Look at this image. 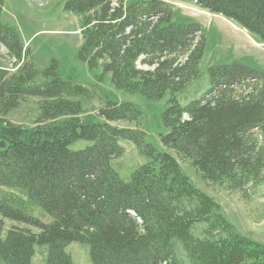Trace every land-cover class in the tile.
Instances as JSON below:
<instances>
[{"label": "trees", "instance_id": "16d2710c", "mask_svg": "<svg viewBox=\"0 0 264 264\" xmlns=\"http://www.w3.org/2000/svg\"><path fill=\"white\" fill-rule=\"evenodd\" d=\"M184 1L264 46V0ZM3 11L0 0V45L16 71L0 65V189L25 194L52 222L0 201V264H33L37 247L48 248L46 264H74L67 253L74 242L90 248L92 264H264V245L240 234L180 165L244 196L262 182L264 73L242 64L213 66L209 91L182 107L179 95L201 77L200 25L174 24L171 6L160 0H66L64 11L80 21L81 61L91 70L101 66L120 92L152 102L170 94L161 143L172 156L148 144L144 133L109 124L138 122L132 104L107 102L98 114L103 123L81 119L82 104L67 97L86 91L62 80L56 61L43 72L51 80L36 84L32 50L2 23ZM27 97L41 100L33 128L6 119ZM120 141L134 143L148 159L129 183L111 166L124 155ZM79 142L90 146L73 150ZM5 220L39 232L12 227L4 236Z\"/></svg>", "mask_w": 264, "mask_h": 264}, {"label": "rangeland", "instance_id": "374dc122", "mask_svg": "<svg viewBox=\"0 0 264 264\" xmlns=\"http://www.w3.org/2000/svg\"><path fill=\"white\" fill-rule=\"evenodd\" d=\"M160 1L171 6L174 24H197L203 28L205 34L206 48L199 65L201 77L179 95L178 100L182 107L199 100L209 91L208 70L213 66L242 64L264 73V48L255 44L244 33L238 32L229 21L202 10L192 2ZM65 3L66 0H4L1 21L3 24L15 27L24 44L31 48L35 67L40 73L35 83L43 84L51 80L46 79L43 72L53 61H56L62 80L73 87H82L86 91L83 95L67 97L82 104L84 114L81 119L103 123L98 114L99 110L105 108L107 102L132 104L141 113L138 122L109 124L119 129L138 130L144 133L146 142L159 152L175 156L161 143V137L168 133L163 123V115L169 108L170 94L168 93L159 102H152L140 94L132 95L118 91L112 84L111 75L104 74L101 66L91 70L79 58L83 46L79 18L64 11ZM0 65L12 72L16 71L13 68V60L1 45ZM140 67L146 70L152 69L149 66L140 65ZM40 102L38 98L27 97L16 110L6 116V119L16 125L33 128L40 115ZM88 146L90 143L79 142L71 148L83 150ZM120 146L124 149V155L114 160L111 166L124 182L129 183L133 173L147 164L148 159L142 156L135 144L130 141H120ZM180 165L193 186L212 197L220 205L224 216L240 234L264 245V172L262 182L248 186L244 196L240 192L228 191L226 185H211L204 182L201 175L189 163L184 162ZM2 200L12 202L14 207L24 210L44 224L52 222L50 216L29 203L27 196L16 190L0 189V201ZM12 227L39 232L24 224L5 220L4 236ZM47 251V247H37L33 264H46ZM67 253L72 257L74 264H92L90 248L86 245L74 242L68 246Z\"/></svg>", "mask_w": 264, "mask_h": 264}, {"label": "bare ground", "instance_id": "6f19581e", "mask_svg": "<svg viewBox=\"0 0 264 264\" xmlns=\"http://www.w3.org/2000/svg\"><path fill=\"white\" fill-rule=\"evenodd\" d=\"M228 23H229V22H228ZM230 24H231L234 28L238 29L239 31H241L242 33H244V34L248 37V35H247L243 30H241L239 27H237L236 25H234V24L231 23V22H230Z\"/></svg>", "mask_w": 264, "mask_h": 264}, {"label": "crops", "instance_id": "0c3cea01", "mask_svg": "<svg viewBox=\"0 0 264 264\" xmlns=\"http://www.w3.org/2000/svg\"><path fill=\"white\" fill-rule=\"evenodd\" d=\"M235 29H236V28H235ZM236 30H238V29H236ZM238 32L242 33V32H241V31H239V30H238ZM248 38H249V37H248ZM253 42H254V41H253ZM254 43H255V42H254ZM255 44H256V43H255Z\"/></svg>", "mask_w": 264, "mask_h": 264}]
</instances>
